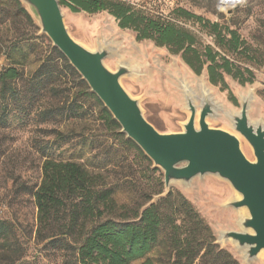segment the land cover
<instances>
[{
    "label": "rangeland",
    "instance_id": "1",
    "mask_svg": "<svg viewBox=\"0 0 264 264\" xmlns=\"http://www.w3.org/2000/svg\"><path fill=\"white\" fill-rule=\"evenodd\" d=\"M119 1L151 18L171 21L194 32L215 50V38L201 32L194 22L177 18L178 9L234 30L246 42V58L237 59L236 63L254 73V82L241 84L226 76L227 87L222 88L210 84L206 72L200 76L194 74L180 55L150 40H137L135 32L121 29L109 13H73L62 7L66 27L78 43L93 52L106 44L112 55L105 65L113 72L119 66L134 69L133 75L121 79V84L139 101L144 117L160 133L183 132L191 116L185 88L193 91L199 113L205 88L218 106L216 116L207 120L210 127L236 135L245 156L255 161L251 147L234 131L230 118L240 114L243 100L250 98L249 120L264 124V0H244L235 7L222 6V0ZM34 22L37 29L32 31V40L20 45L13 56L28 76L45 60L54 58L52 49L56 48L42 33L38 22ZM15 27H2L0 37L4 40L15 37ZM12 60L0 54V73L13 65ZM58 71L60 77L51 85L35 86L29 77L20 82L21 94L3 103L13 110L9 116L2 117L0 102V224L6 222L10 230L8 244L0 236V264H21L22 260L26 264H72L64 245L37 239L38 209L32 194L41 184L42 167L48 159L76 162L102 175L103 183L114 190L118 206H125L117 209L112 216L114 220L129 215L130 221H138L131 212L141 215L146 207L159 203L172 192L185 198L199 212L215 235L216 243L240 264H264V253L246 262L234 243L219 240L221 233L241 231L242 212L228 206L238 197L229 182L207 175L195 178L189 185L173 183L167 194L164 172L138 146L144 156L126 144L130 139L122 129L110 128L97 102L88 97L76 78L60 67ZM45 110L50 115H43ZM149 198L152 200L140 209ZM148 258L157 264L166 262L162 247L156 248Z\"/></svg>",
    "mask_w": 264,
    "mask_h": 264
},
{
    "label": "trees",
    "instance_id": "2",
    "mask_svg": "<svg viewBox=\"0 0 264 264\" xmlns=\"http://www.w3.org/2000/svg\"><path fill=\"white\" fill-rule=\"evenodd\" d=\"M59 2L61 7L73 13H109L121 29L135 32L137 40H150L172 54L180 55L198 76L206 72L213 86L226 88V76L241 84L255 80L251 70L236 63L237 59L246 58V42L236 31L225 29L219 23L205 21L183 9L176 11L177 18L194 22L201 32L214 37L215 50L204 44L194 32L171 21L151 18L119 0ZM9 25L16 26L15 37L6 40L0 37V54L13 59V65L0 73L2 104L9 97L21 94L18 85L28 77L35 86L56 83L60 77V67L76 78L88 97L97 102L110 128L121 131L110 112L57 48L52 49L54 58L45 60L30 76L18 67L21 62L15 61L13 56L20 45L32 40V31L37 29L34 19L20 0H0V30ZM2 107V117L13 112L8 104ZM126 144L143 155L133 141L127 140ZM42 172L41 184L32 194L38 209L37 239H49L51 244L64 245L70 253L72 264H157L148 256L158 247L165 251V264H240L216 243L209 225L181 196L170 192L159 203L146 207L141 215L137 211L131 212L132 218L138 221H130L129 215L120 216L122 220H114L112 216L116 215L117 209H125V206H118L114 190L103 183L102 175L76 162L50 159L44 162ZM151 200L149 198L140 209ZM0 236L9 243L10 230L6 222L0 224ZM7 248L8 253L10 246ZM21 264L26 262L22 260Z\"/></svg>",
    "mask_w": 264,
    "mask_h": 264
},
{
    "label": "water",
    "instance_id": "3",
    "mask_svg": "<svg viewBox=\"0 0 264 264\" xmlns=\"http://www.w3.org/2000/svg\"><path fill=\"white\" fill-rule=\"evenodd\" d=\"M20 2L38 22L42 33L87 82L120 125L122 133L164 172L167 194L173 183L189 185L195 178L207 175L229 182L238 197L228 206L242 212L241 231L221 233L219 240L234 243L246 262L264 253V124L249 120L250 98L243 100L240 114L230 119L234 131L251 147L255 161L245 156L236 135L210 127L207 120L216 116L218 106L205 88L199 115L185 88L190 119L183 132L162 134L144 117L139 101L121 84V79L133 75L134 69L119 66L113 72L105 65V60L112 55L106 44L93 52L78 43L66 27L59 0Z\"/></svg>",
    "mask_w": 264,
    "mask_h": 264
},
{
    "label": "bare ground",
    "instance_id": "4",
    "mask_svg": "<svg viewBox=\"0 0 264 264\" xmlns=\"http://www.w3.org/2000/svg\"><path fill=\"white\" fill-rule=\"evenodd\" d=\"M238 0H222V2H221V5L222 6H224L225 5V3L226 4H229V5H231V4H234V3H236ZM187 78V77H186ZM189 79V78H188ZM195 89V88H194ZM189 90V94H191V96H193V91L191 90V89H188ZM198 114H199V111H198ZM198 117H197V127H198Z\"/></svg>",
    "mask_w": 264,
    "mask_h": 264
},
{
    "label": "built area",
    "instance_id": "5",
    "mask_svg": "<svg viewBox=\"0 0 264 264\" xmlns=\"http://www.w3.org/2000/svg\"><path fill=\"white\" fill-rule=\"evenodd\" d=\"M242 1H244V0H238L236 3L231 4V5L225 3V5H226V6H234V7H235V6H237L238 4H240Z\"/></svg>",
    "mask_w": 264,
    "mask_h": 264
}]
</instances>
